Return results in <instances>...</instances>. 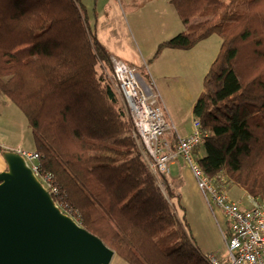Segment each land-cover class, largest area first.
<instances>
[{
    "label": "trees",
    "instance_id": "obj_1",
    "mask_svg": "<svg viewBox=\"0 0 264 264\" xmlns=\"http://www.w3.org/2000/svg\"><path fill=\"white\" fill-rule=\"evenodd\" d=\"M171 3L186 29L155 55L214 32L222 38L192 107L206 134L193 160L217 189L235 185L262 198L264 0ZM113 71L79 0H0V96L26 117L54 202L125 264H210L180 196L165 176L163 190L145 161ZM168 140L175 151L176 133Z\"/></svg>",
    "mask_w": 264,
    "mask_h": 264
},
{
    "label": "rangeland",
    "instance_id": "obj_2",
    "mask_svg": "<svg viewBox=\"0 0 264 264\" xmlns=\"http://www.w3.org/2000/svg\"><path fill=\"white\" fill-rule=\"evenodd\" d=\"M93 8L95 12H92L91 18L89 16V23L106 43L111 55L132 66L136 75L151 85L157 100L165 109L166 121L171 131H176L179 136L189 134L192 131V107L203 90L204 76L220 48L222 38L219 33L210 34L189 49L164 48L155 55L159 43L186 29L171 0H99L98 7ZM97 69L98 74H101L102 69ZM108 77L118 94V105L126 113L112 74ZM0 101H5L2 96ZM257 115L264 116L262 113ZM171 131L168 130L166 138ZM2 141L17 147L15 150L35 149L26 117L8 100L0 109V142ZM142 155L164 190L161 177L166 176L169 171L161 173L151 158L144 152ZM237 193L242 194L240 190ZM186 221L189 222L188 218ZM195 224H199L200 230H204V221H201L199 214L195 216ZM187 227L190 233V224L187 223ZM225 235L229 234L225 231ZM191 237L196 243L195 237ZM110 264L125 263L113 256Z\"/></svg>",
    "mask_w": 264,
    "mask_h": 264
},
{
    "label": "built area",
    "instance_id": "obj_3",
    "mask_svg": "<svg viewBox=\"0 0 264 264\" xmlns=\"http://www.w3.org/2000/svg\"><path fill=\"white\" fill-rule=\"evenodd\" d=\"M112 77L132 123V135L141 153L144 152L151 158L161 173L168 172L169 163L175 155L166 140V133L171 129L166 121L165 109L157 100V95L146 94L140 88L132 66L114 64ZM205 136L199 122L193 119L191 133L184 137L177 135L175 151L190 167L206 200L221 209L228 224L225 258L213 252H206V259L210 264H264V197L248 196L249 206L243 208L239 201L232 200L224 190L217 189L212 181L203 175L193 160L192 150L204 141ZM17 151L41 183L45 181L46 178L41 176L39 171V154L35 151Z\"/></svg>",
    "mask_w": 264,
    "mask_h": 264
},
{
    "label": "water",
    "instance_id": "obj_4",
    "mask_svg": "<svg viewBox=\"0 0 264 264\" xmlns=\"http://www.w3.org/2000/svg\"><path fill=\"white\" fill-rule=\"evenodd\" d=\"M1 156L0 264H110L114 251L59 208L17 150Z\"/></svg>",
    "mask_w": 264,
    "mask_h": 264
},
{
    "label": "crops",
    "instance_id": "obj_5",
    "mask_svg": "<svg viewBox=\"0 0 264 264\" xmlns=\"http://www.w3.org/2000/svg\"><path fill=\"white\" fill-rule=\"evenodd\" d=\"M79 1L84 5L88 19L91 20L90 18L92 16V12L93 14L95 12L94 8L92 9V7L94 6L98 7L99 0H79ZM97 37L107 48L106 43L99 36V34H97ZM111 60L113 62V65L116 63L126 64L123 62L122 59L114 57L113 55H111ZM137 79L140 88L146 94H152V93L156 94L155 91L152 89L151 85L146 81H144L139 75H137ZM4 105H5V101L4 102L0 101V109ZM172 132H175L176 135L179 136V134H177L176 131H172ZM189 134L180 135V136L184 137ZM170 135H167V138H169ZM167 138L166 140H168ZM16 146H19V144H16ZM15 148L17 147H12V145H9V143H6L5 141L0 142V171L6 168V164L1 156V151L4 149H15ZM173 154L175 155V157L169 163L171 170H169V173L165 177L168 180L170 187L174 189L176 194L180 196V202L185 209V216L189 220V222L187 221V223L188 225L190 224L189 228L192 229V230L190 229V234L195 237L196 245L202 253L213 252L225 258L226 256L225 231L229 234V229H228V224L224 218L223 212L219 207L209 203L206 200L203 193L198 188L194 175L192 174L190 168H188L189 166H187L183 157L180 154H177L176 151H174ZM223 188H224L223 190L228 194V196L232 200L239 201L243 208L249 206V201H248L249 197L243 189L235 185H226ZM239 190L241 191L242 194L237 193V191ZM244 201H247L248 204L247 202ZM197 214H199L201 221L202 220L204 221V230H200L201 226L199 224L198 225L195 224V216Z\"/></svg>",
    "mask_w": 264,
    "mask_h": 264
}]
</instances>
